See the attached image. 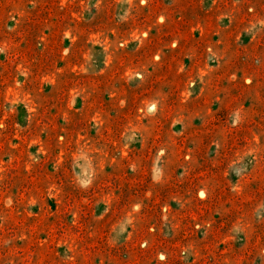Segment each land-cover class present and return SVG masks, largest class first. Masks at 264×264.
<instances>
[{"label":"rangeland","instance_id":"obj_1","mask_svg":"<svg viewBox=\"0 0 264 264\" xmlns=\"http://www.w3.org/2000/svg\"><path fill=\"white\" fill-rule=\"evenodd\" d=\"M0 264H264V0H0Z\"/></svg>","mask_w":264,"mask_h":264}]
</instances>
